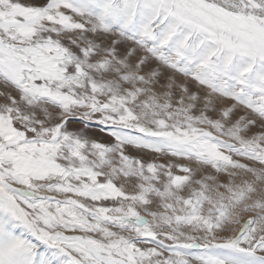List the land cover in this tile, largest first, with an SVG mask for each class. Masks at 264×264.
Masks as SVG:
<instances>
[{
  "label": "snow or ice",
  "instance_id": "snow-or-ice-1",
  "mask_svg": "<svg viewBox=\"0 0 264 264\" xmlns=\"http://www.w3.org/2000/svg\"><path fill=\"white\" fill-rule=\"evenodd\" d=\"M0 264H264V0H0Z\"/></svg>",
  "mask_w": 264,
  "mask_h": 264
}]
</instances>
